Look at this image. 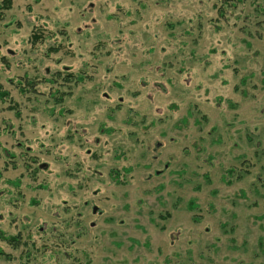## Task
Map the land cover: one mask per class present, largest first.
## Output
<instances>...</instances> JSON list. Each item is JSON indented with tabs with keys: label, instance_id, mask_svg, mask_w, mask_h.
Returning a JSON list of instances; mask_svg holds the SVG:
<instances>
[{
	"label": "rangeland",
	"instance_id": "rangeland-1",
	"mask_svg": "<svg viewBox=\"0 0 264 264\" xmlns=\"http://www.w3.org/2000/svg\"><path fill=\"white\" fill-rule=\"evenodd\" d=\"M0 55V264H264V0H13Z\"/></svg>",
	"mask_w": 264,
	"mask_h": 264
},
{
	"label": "trees",
	"instance_id": "trees-1",
	"mask_svg": "<svg viewBox=\"0 0 264 264\" xmlns=\"http://www.w3.org/2000/svg\"><path fill=\"white\" fill-rule=\"evenodd\" d=\"M229 1H233V0H224V3L227 5ZM13 8V0H0V21H2L6 15H7V12L9 10H11ZM225 7L222 5L221 7H219V12L222 16L225 15ZM42 34L40 32L38 33H33L32 34V39L33 41H38L39 39L42 38ZM0 61L2 63H6V57L5 56H1L0 55ZM74 75L71 74V73H67L66 74V77L64 78V80H68V79H71ZM81 79V78H80ZM27 80V79H26ZM51 82H53V80H51ZM21 84V88H20V91L21 92H25L26 90H30L29 88H33L34 90L36 89L35 88V81H29L27 80L26 84H28V87H26V84L24 83H20ZM10 101L11 100V96H10V92L8 90H6L3 85L0 83V102L2 101ZM57 102H61L63 100V97H59L58 99H56ZM16 105L14 103H11L9 108L10 109H14ZM128 170V169H127ZM236 169L235 168H230L227 173L230 175V176H233L234 173H235ZM113 174V177L115 178V175L116 176H119V173L115 171L112 172ZM228 183L231 182V180H228L227 181ZM189 205L191 209H195L198 207V204L196 203L195 200H191L189 202ZM0 240L5 242L7 245L11 246L12 248L14 249H19L20 246H22V244L26 245L28 244L27 241H23V239L21 238V235L20 234H8L6 233L5 231H3L2 229H0ZM24 251V252H23ZM33 252L35 253L36 250H32V249H23L22 250V254L19 258V264H30V262L32 260H34L35 258H32V255H33ZM5 256L7 258V260H14V257L12 254L10 253H7L3 246L0 245V258ZM32 259V260H31ZM31 260V261H30Z\"/></svg>",
	"mask_w": 264,
	"mask_h": 264
},
{
	"label": "flooded vegetation",
	"instance_id": "flooded-vegetation-1",
	"mask_svg": "<svg viewBox=\"0 0 264 264\" xmlns=\"http://www.w3.org/2000/svg\"><path fill=\"white\" fill-rule=\"evenodd\" d=\"M28 150V149H27ZM9 157H11V158H14L15 157V155L14 154H12V153H8L7 154ZM44 165H45V163L44 164H41V167H44ZM18 182V181H17ZM20 182V181H19Z\"/></svg>",
	"mask_w": 264,
	"mask_h": 264
}]
</instances>
